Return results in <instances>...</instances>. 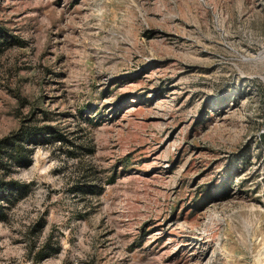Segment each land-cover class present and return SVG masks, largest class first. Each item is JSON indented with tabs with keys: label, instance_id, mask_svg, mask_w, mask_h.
Here are the masks:
<instances>
[{
	"label": "rangeland",
	"instance_id": "rangeland-1",
	"mask_svg": "<svg viewBox=\"0 0 264 264\" xmlns=\"http://www.w3.org/2000/svg\"><path fill=\"white\" fill-rule=\"evenodd\" d=\"M0 42V142L42 133L0 264H264V0H0Z\"/></svg>",
	"mask_w": 264,
	"mask_h": 264
},
{
	"label": "trees",
	"instance_id": "trees-1",
	"mask_svg": "<svg viewBox=\"0 0 264 264\" xmlns=\"http://www.w3.org/2000/svg\"><path fill=\"white\" fill-rule=\"evenodd\" d=\"M6 43H8L6 41ZM3 45V43L0 42V46ZM47 128L43 129L46 130ZM42 134L38 129L36 128H27V129H20L18 133L11 135L9 137H7L6 139H4L3 141L0 142V144H2V147L0 148V168H6L7 166H10L6 161H4L5 159H8V161L11 163V165L14 164H20L22 162V160H26L27 161V165H30V159L29 157H27V151L25 150L26 145H28L29 143H33L36 140V137L38 135ZM264 136V135H263ZM13 186L17 187L16 190L17 192H19L20 190H22L20 188L18 182H12ZM5 187L0 186V197L4 196L3 192H7L5 191ZM27 192V191H26ZM25 195L24 190L20 192V196L16 199H10L8 198V196L3 197V200H7L8 203L10 204H14L15 201H19L21 198H23V196ZM5 218L4 215V208L0 207V220H3Z\"/></svg>",
	"mask_w": 264,
	"mask_h": 264
}]
</instances>
